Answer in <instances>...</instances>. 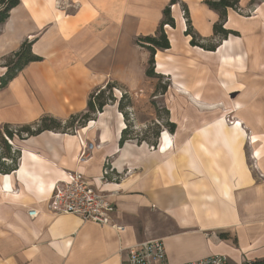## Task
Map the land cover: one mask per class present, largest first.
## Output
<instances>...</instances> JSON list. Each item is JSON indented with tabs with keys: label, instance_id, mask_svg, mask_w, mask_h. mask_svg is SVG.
<instances>
[{
	"label": "crops",
	"instance_id": "crops-1",
	"mask_svg": "<svg viewBox=\"0 0 264 264\" xmlns=\"http://www.w3.org/2000/svg\"><path fill=\"white\" fill-rule=\"evenodd\" d=\"M170 1L19 0L0 24V78L24 42L39 58L0 88V127L43 117L64 125L107 85L143 94L153 78L136 40L155 37L169 7L174 27L163 26L169 49L156 50L154 73L169 82L162 97L175 126L156 148L120 147L126 122L113 95L115 104L74 132L13 140L17 169L0 174V264H123L125 249L151 240L162 242L169 264L212 256L264 264V0L228 9L223 29L236 35L222 40L206 0ZM182 4L214 51L189 44ZM88 144L89 157L78 161ZM107 161L119 178L104 183ZM70 172L108 196L121 231L48 211L54 185Z\"/></svg>",
	"mask_w": 264,
	"mask_h": 264
},
{
	"label": "trees",
	"instance_id": "trees-1",
	"mask_svg": "<svg viewBox=\"0 0 264 264\" xmlns=\"http://www.w3.org/2000/svg\"><path fill=\"white\" fill-rule=\"evenodd\" d=\"M179 0H171L170 5L178 3ZM239 0H206L205 5L215 11L219 20L217 23L213 25V35L218 37L220 40L227 38L229 34L236 35V33L227 31L223 29V25L226 19V12L228 9L239 11ZM19 4V0H0V24L4 23L5 20L9 16V12L15 8ZM181 10L183 13V18L185 19L186 30L184 32L185 36H190L189 44L191 46L200 47L202 49L208 51H214L215 45L205 46L201 44L200 37L193 31L188 11L185 5H181ZM169 25L170 27H174V21L171 18L169 7H166L163 11V20L159 27V30L155 37H144L136 40V44L140 47L145 48L149 53V58L147 61L145 75L147 78H159L154 73V56L156 50H166L169 49V41L167 36L163 31V26ZM39 58L35 57L31 54L30 51V43L24 42L21 44L18 51L11 54L5 60V74L0 78V88L5 87L9 81H11L22 69L30 62H36ZM113 85H107L103 90H98L92 93L88 98L87 103V111L81 115L72 116L64 125L61 122L49 118L43 117L37 123L30 126H23L13 128L9 125H4L0 127V174H10L17 169L18 161L20 158V152L18 150L13 149L12 145L9 144L8 141L12 142L15 139L24 140L27 137L38 135L44 131H63V132H74L76 128L84 127L88 122L93 120L94 116L103 111V108L109 103H112V89ZM105 89H108L107 98L103 99L105 94ZM126 97L123 93L118 101L117 108L119 112L122 114L124 121L127 123V112L124 110L125 106L122 105V100ZM128 108V107H127ZM126 108V109H127ZM166 113V112H165ZM167 115V113H166ZM126 125V124H125ZM76 126V127H75ZM169 134L174 132L175 126L169 121L165 123L162 127ZM70 130V131H69ZM73 130V131H72ZM162 131H158L155 133V141L149 144L145 138H138L137 136H131L129 126H125V128L121 132V137L119 140V146H123V144L127 141H135L136 144L140 145L142 142L149 144L150 147L156 148L158 144V140Z\"/></svg>",
	"mask_w": 264,
	"mask_h": 264
},
{
	"label": "built area",
	"instance_id": "built-area-1",
	"mask_svg": "<svg viewBox=\"0 0 264 264\" xmlns=\"http://www.w3.org/2000/svg\"><path fill=\"white\" fill-rule=\"evenodd\" d=\"M8 142L12 145V142ZM92 147V144L83 146L79 152L78 161L87 159ZM117 178L119 175L107 161L101 180L107 183ZM48 211L53 215H74L83 221L101 227H110L115 231L122 230L114 221L115 207L108 200V196L92 187L89 180L77 172L67 173L64 180L54 185L48 202ZM37 214L38 212L34 210L28 211L31 219ZM125 250L123 264H169L165 260L163 244L159 240L139 243ZM182 264H228V259L225 256H212Z\"/></svg>",
	"mask_w": 264,
	"mask_h": 264
},
{
	"label": "rangeland",
	"instance_id": "rangeland-1",
	"mask_svg": "<svg viewBox=\"0 0 264 264\" xmlns=\"http://www.w3.org/2000/svg\"><path fill=\"white\" fill-rule=\"evenodd\" d=\"M168 87L169 82L166 78H153L145 86L146 91L143 90V94L140 93L132 98L126 95L122 100L121 103L125 106L124 110L128 115L126 125L129 126L131 136L145 138L151 144L155 141V133L163 131L162 127L168 122V118L165 113L164 98L162 96ZM118 91L120 93L113 90L110 92L114 100L112 103H109L110 105L117 102L116 98H114L115 95H119L120 98V95L123 94V91ZM108 95V89H105L103 99L107 98Z\"/></svg>",
	"mask_w": 264,
	"mask_h": 264
}]
</instances>
